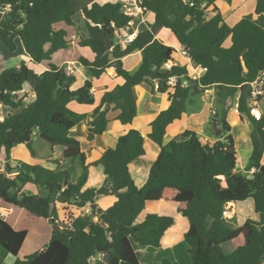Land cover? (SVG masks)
Masks as SVG:
<instances>
[{
    "label": "trees",
    "instance_id": "1",
    "mask_svg": "<svg viewBox=\"0 0 264 264\" xmlns=\"http://www.w3.org/2000/svg\"><path fill=\"white\" fill-rule=\"evenodd\" d=\"M83 1L0 0V43L8 52L16 53L20 45L33 65L50 62L56 52L68 46V33L56 29V25L74 27L72 17L79 8L88 37L80 39L78 46L88 48L93 58L80 57L78 63L95 79L113 65L115 76L123 81L105 92L91 113L78 114L68 104L74 101L92 105L91 82L85 81L82 87L72 90L75 76H67L64 68L53 64L39 74L24 62L0 71V105L10 110L0 118V151L7 157L16 146H25L35 156L34 136L51 151L62 148L61 159L50 160L58 166L55 171L22 162L0 171V200L53 226L51 239L42 251L19 259L27 231L14 230L0 217V264L5 255L15 257L13 264H101L92 262L100 254L106 264H141L132 244L160 248L164 234L174 225L173 217L155 214H147L137 223L147 202L176 205V212L188 224L183 240L191 264H264V114L255 120L247 109L249 84L264 72V0H256L254 14L232 27L222 19L216 6L219 0H140L141 13H152L154 22L147 24L123 50L114 41L133 20L124 9L125 3L133 0L105 4ZM77 3L81 4L77 7ZM163 28L174 35L195 65L206 69L192 86L166 85L169 77L183 75L187 70L164 68L176 51L155 38ZM106 38L112 42L114 61L108 58ZM135 51L141 53V63L130 73L123 68L121 59ZM143 83L152 89L157 84L155 90L166 95L168 107L150 124L147 139L158 147V156L145 184L137 187L129 165L145 154L139 131L129 130L119 136L113 148L92 147L90 155L80 149L71 131L85 123L88 141L101 136L109 123L110 109L103 110L106 104L117 111L118 122L130 125L137 116L134 87ZM25 88L33 94L27 104L18 96ZM203 89L214 90L218 111L206 128L215 142L209 145L186 130L163 144L167 127L181 119ZM234 105L240 115L248 113L253 126L251 155L243 172L237 171L238 155L227 121ZM216 124L220 125L218 136L213 131ZM68 163L79 167L75 180L74 166L60 168ZM91 167L102 168L104 186L83 190ZM26 185L38 187L42 196L24 191ZM106 186L112 189L116 201L105 210L97 206L91 209ZM247 199L253 200L258 221L246 219L241 226L232 227L222 215L226 206ZM56 203L87 207L89 214L69 213L61 221ZM224 244H230L232 252L225 253ZM99 249L106 250L101 253ZM162 264L172 263L164 260Z\"/></svg>",
    "mask_w": 264,
    "mask_h": 264
},
{
    "label": "crops",
    "instance_id": "2",
    "mask_svg": "<svg viewBox=\"0 0 264 264\" xmlns=\"http://www.w3.org/2000/svg\"><path fill=\"white\" fill-rule=\"evenodd\" d=\"M84 1L86 2V0ZM84 1L83 3H85ZM92 2L105 4L123 2V0H92ZM138 2H140V0H133L132 2L125 3L124 5L126 13L131 14L133 16V20L126 31L117 33V37H115L116 39L114 41V45H119L122 50L126 46L125 38L127 36L136 37L139 32L147 28V24H152L154 22V15L152 13H147L146 15H143L141 13L142 10L139 7ZM255 4L256 0H231V2H227L226 0H219L218 2H216V6L219 9L222 19L230 27L235 25L243 17L247 15H253ZM56 29H64L68 33V46L66 48V51L62 49L56 52V54L52 57V61L47 62L48 65H44V67L42 66L44 62L41 63L42 65H33L31 60L24 54H22L21 58L19 59L20 63L24 62L29 67L33 68V70L38 74L47 70L50 63L60 68H64L65 70L71 69L73 71L72 75L75 76V82L71 86L72 90H76L82 87L85 81L91 82V92L94 96V103L92 105L78 104L74 101L68 104V108L75 113L89 114L99 105L100 100L105 92L112 91L116 86L121 85L123 81L115 76V69L113 65L106 69L105 73L99 79H95L87 69L83 68L82 65L78 63V59L80 57L86 59L93 58V54L88 48H80L78 46L80 39H86L88 37L82 15L81 20H79V18H76V20L74 19V27H67L63 24H58L56 25ZM155 38L161 41L164 45L169 46L176 51V54L173 55V60L168 61L170 62V68L185 67L188 72L190 71L186 59L180 56L179 51L182 49V47L178 44L176 38L168 29H160ZM229 45L230 39H227L225 42V46L228 47ZM121 62L123 68L126 71L133 73L138 69L141 63V53L139 51L130 53L129 55L123 57L121 59ZM19 64L15 65L14 67H18ZM2 70H5L4 67L0 69V71ZM134 94L137 103V116L130 125H122L115 119L117 116L115 115L113 120L109 122L106 131L101 136H96L92 141L87 140V127L85 123H79L71 131V136L79 141L80 149L86 154L90 155L92 147L101 149L113 148L119 136L123 135L129 130L139 131L144 138L145 154L136 159L134 162L130 163L129 172L136 186L141 187L145 184L149 169L152 163L157 158L159 151L158 147L151 143L149 139H147V135L150 133V124L161 111L165 110L168 107V101L166 95L158 93L155 88L152 89V87L145 83L134 87ZM26 96V100H33L32 93H28ZM214 98L215 95L213 89H209L208 93L201 92L198 96L194 97L193 103L188 106L194 105L197 109L188 113L187 106L186 113L182 115L181 119L173 122L167 127L166 135L163 139V144H166L170 140L177 138L182 132L188 130L196 133L199 137L207 141L209 145H212L215 142V139L210 135L209 132L206 131L205 128L210 118L215 114V112L218 111L216 110ZM263 103L264 96H262L257 102V108L262 115L264 114ZM249 105L250 101H248L247 109L249 108ZM108 108L110 110L107 112V116L112 110L110 106ZM108 108H105L104 106L103 110H106ZM227 121L230 124V134L232 135V138L234 140V147L238 155L237 171L243 172L251 155L252 146L250 135L253 131V126L249 120L248 113L240 115L235 105L229 110ZM105 135H107V137ZM38 142H41V140L38 137L34 136V148ZM152 145H154L155 147ZM35 151L37 156L36 154L34 156L35 158L32 156L33 160H31V158H28L26 154V160L28 162L26 164L39 165L48 170L54 171L58 169V166L50 160H60L62 148L54 147L51 151L48 147L40 154L37 153V149H35ZM11 155L7 157L5 156V161H0L1 172L3 171V169H1L3 166H5V168H8V166H16L15 160L14 162H11L9 160ZM262 165L264 166V155L262 157ZM71 166H74L75 168L72 176V179L75 180L80 174L77 163H68L65 165L61 164L60 168H69ZM10 175H14V173ZM104 181L105 177L103 175L102 168L91 167L88 169L87 181L85 186L83 187V190L99 189L104 186ZM105 189L107 190L108 186H106ZM23 190L33 195L38 194V190L34 185H26ZM115 201L116 199L111 195V192L109 194H106L104 192L102 195L98 196L95 199V206L99 207L102 210H105L113 205ZM156 205V202H147L145 204L144 211L147 208L153 209L156 207ZM56 208H59L60 215H63V218H59L60 220H63L65 215L69 213H72L74 215L89 214V209L87 207L77 208L72 205L56 203ZM225 210L227 214L224 219L228 221V224H230L232 227L241 226L245 222V215L243 217L241 216L242 219H239L240 215L243 214L242 206H237V203H230L226 206ZM144 211L142 213H144ZM0 212L4 214V220L14 230L27 231V236L22 244L17 258L23 259L24 257H26V255L28 256L39 250L41 251L44 248L40 246L32 249V251H26V240L28 239L29 234V229L26 228V211L16 207L8 206L0 200ZM171 216L174 218V225L170 227L164 234L160 248L150 250V247H143L144 249L140 251V254L146 255L144 256V258L146 257V260L143 261L146 264H160L161 260V262L167 260L172 264H179V257L185 259V255L186 257H188L189 262L191 263L190 257L187 252V246L183 240V235L188 228V224L186 220L176 212V208L175 214ZM249 219L258 221V215L256 213L252 214ZM93 220L96 221V218H93ZM37 223L42 225L44 227V230L47 231L48 243L51 238L53 226L51 227L49 221L46 220H41V222ZM132 247L134 251H137L133 244ZM222 250L225 253H230L233 249L230 244H224L222 245ZM177 251H179V257L175 254V252ZM154 253L157 256H155ZM96 259L97 261L102 262L104 261V255L100 254L96 257ZM14 261L15 257L11 255H5L1 264H13ZM143 262L142 264H144Z\"/></svg>",
    "mask_w": 264,
    "mask_h": 264
},
{
    "label": "rangeland",
    "instance_id": "3",
    "mask_svg": "<svg viewBox=\"0 0 264 264\" xmlns=\"http://www.w3.org/2000/svg\"><path fill=\"white\" fill-rule=\"evenodd\" d=\"M81 3H83V2H81ZM81 3H77L76 6L78 7V5H80ZM72 18H73V22H74V19L76 20V18H79V20H81V11L79 10V8H77L75 10V13H74ZM63 50L66 51L67 49L65 48ZM22 54H24V52H23V49H22V47L20 45H19V48H18L16 53H10L0 43V69L3 68V67H4V69L12 68L15 65L19 64L20 63L19 59L21 58ZM51 61H52V59H51ZM44 65L45 66L48 65V63L44 62L42 66L44 67ZM26 91H27V88H25L23 91L18 93L19 98H24L23 100H24L25 104L31 102L30 99L26 100L27 99V96L25 95ZM28 93H30L29 90L27 91V94ZM197 104H199V103H197ZM196 109L197 108L194 105L193 106H188V110L187 111L189 113L190 111H194ZM9 111H10L9 109H7L6 107H3V106L0 105V118L4 117L7 114V112H9ZM115 115H117V111L111 110L109 112V114L107 116L109 122L111 120H113ZM205 129L208 132L207 128H205ZM105 136L107 137V135H105ZM152 146H154V145H152ZM48 147L49 146L45 142H43L42 140H41V142H38L35 145V148H34V146H32L35 154H36L35 149H37V153L40 154ZM26 154H27L28 158H31V160H33L34 156L30 153V151L25 146H16L13 149V153L10 156L9 160L11 162H14V160H15V162H16L15 164H17V162H22V163L26 164V163H28L27 160H26ZM5 156L6 155H5L4 151L1 150L0 151V161H2V162L5 161V159H6ZM36 156H37V154H36ZM1 169H3V171H5L6 168H5V166H3ZM251 202H252L251 199H247L246 201L237 203V206H242V212H243V214L240 215L239 219H242V217L244 215H245L246 219H249V217L252 214H255L254 208H253V202H252V205H251ZM156 204L157 205H156L155 208H153V209L147 208L144 211V213H141V215H139L138 218H137V222H141L144 219L146 214H155V215H159V216H168V217H172L171 215L175 214L176 205L174 203L156 202ZM57 214H58L59 218H63V215H60V213H59V208L57 209ZM176 216H177V214H176ZM41 220H44V219H41V218H38V217H34L31 214H29L28 212H26V228L29 229L28 239L26 240V251H32V249H34L36 247H40V246L42 248L43 247L45 248V246L47 245V235H48V233H47V231L44 230V227L42 225L37 223V222H41ZM51 227H52V225H51ZM52 233H53V227H52ZM52 233H51V235H52ZM133 246L137 249V251H135V252H136V255L138 257V260L142 264V262L146 260V257L144 258V256H146V255L140 254V251H142L144 248L141 247L138 244H135V243H133ZM150 250H155V249L154 248H150ZM39 251H37V252H39ZM178 252L179 251L175 252V254L179 257L180 254ZM154 255L157 256L155 253H154ZM1 256H2V251L0 250V261H1ZM184 257H185V259H183L182 257H179V259H180L179 260V264H191L189 262L188 257H186V255ZM96 261H97V259H96ZM161 261H160V264H162ZM143 263L146 264L145 262H143ZM101 264H106V259H104V261H102Z\"/></svg>",
    "mask_w": 264,
    "mask_h": 264
},
{
    "label": "built area",
    "instance_id": "4",
    "mask_svg": "<svg viewBox=\"0 0 264 264\" xmlns=\"http://www.w3.org/2000/svg\"><path fill=\"white\" fill-rule=\"evenodd\" d=\"M135 37L133 36H127L125 38V44H129L132 43ZM180 56H182L184 59H186L187 64L189 66L190 71L186 72L185 74L181 75L178 74L177 76H171L167 79L166 81V85L170 88H174L178 83L180 85V87L182 88H186L189 86H192L193 84H195L196 82L199 81L200 77L204 74V72H206L205 68H201L197 65H195L191 58L188 56L187 52L182 48L180 51ZM170 62H167L164 65V68L166 70L170 69ZM65 74L67 76H70L73 74V71L71 69H67L65 70ZM157 84L155 85V89H157ZM203 91L205 93L209 92V89L204 90ZM264 96V72H262L254 81H252L249 84V101H250V105H249V111H250V115L255 119V120H260L262 117V114L260 113V111L257 108V102L258 100ZM226 210L223 212V218L226 217ZM4 214L2 212H0V217L4 218L3 216ZM92 262H96V259L93 258Z\"/></svg>",
    "mask_w": 264,
    "mask_h": 264
},
{
    "label": "water",
    "instance_id": "5",
    "mask_svg": "<svg viewBox=\"0 0 264 264\" xmlns=\"http://www.w3.org/2000/svg\"><path fill=\"white\" fill-rule=\"evenodd\" d=\"M111 40L110 39H108V38H106V45H107V50H108V58H109V60H111V61H113L114 60V57H113V55H112V53H111ZM147 79H150L149 77L147 78ZM200 92H204L203 90H201ZM109 107V105L108 104H106L105 105V108H108ZM213 131H214V134H215V136H218L219 134H220V125L219 124H216L214 127H213ZM8 167H10V166H8ZM250 176H248L247 178H249ZM37 190H38V192H39V196H38V198L39 197H41L42 196V191L37 187ZM112 191V189L110 188V187H108V189L105 191V193L106 194H109L110 192ZM51 207H53V204H51ZM96 208V206L95 205H92L91 206V209H95ZM106 249H99L98 251L99 252H104Z\"/></svg>",
    "mask_w": 264,
    "mask_h": 264
}]
</instances>
